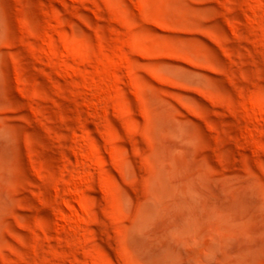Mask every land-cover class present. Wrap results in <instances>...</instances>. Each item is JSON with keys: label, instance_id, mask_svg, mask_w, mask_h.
Masks as SVG:
<instances>
[{"label": "rangeland", "instance_id": "rangeland-1", "mask_svg": "<svg viewBox=\"0 0 264 264\" xmlns=\"http://www.w3.org/2000/svg\"><path fill=\"white\" fill-rule=\"evenodd\" d=\"M0 264H264V0H0Z\"/></svg>", "mask_w": 264, "mask_h": 264}]
</instances>
